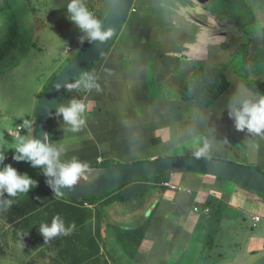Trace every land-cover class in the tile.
Instances as JSON below:
<instances>
[{
	"label": "crops",
	"instance_id": "1",
	"mask_svg": "<svg viewBox=\"0 0 264 264\" xmlns=\"http://www.w3.org/2000/svg\"><path fill=\"white\" fill-rule=\"evenodd\" d=\"M102 1L103 10L99 16H95L103 22L113 0ZM209 1L211 2L208 0L205 3L199 0H135L120 33L119 41L88 73L96 77L95 82L100 85L101 90L97 92L92 89L81 93L82 86L73 88L59 105V107L66 105L73 98L82 100L86 106L83 115L90 129L88 130V125L84 124L81 130L76 132V136L88 135L85 138L96 140L99 138V143H91V139L81 142L87 145L66 142L68 136L74 138L71 137L72 132L66 131L67 126H63L62 117L55 115L51 125L50 141L52 143L58 141L59 146L65 148L64 151L67 148L73 150L96 148L101 151L97 159L98 164L105 160H112L120 165L133 163L139 158L140 152L147 151L146 148L166 151L179 147L183 140L189 141L196 138L200 140L202 146V150L199 147L200 152L203 151V154L199 156L227 160L223 155L228 157L234 152H239L240 158H246L250 165H254V168L259 170L262 168L261 171L264 172V137L248 134L246 131H237L229 118L227 109L231 98L237 93L242 91L257 93L249 90L238 78L235 82H231V89L220 98V101L226 105L224 108L221 107V102H218L214 109L209 110L197 102L195 103L202 107L189 103L181 96L182 89L197 70L193 64L210 61L209 48H220L224 44V39L230 37L228 34H239L241 43L251 41V60L263 44L262 32L255 31L254 28L241 32L230 23L226 16L224 19H218L209 11L207 3L212 5V0ZM250 1L248 3L250 2L249 4L256 7L259 12L257 18L262 19L264 7H259L257 3L263 0ZM221 20L227 23L222 24ZM220 33L222 38L225 36L224 39L220 37ZM258 33L262 38L259 46L255 44L260 40ZM181 36L186 39L180 46L181 50L177 52L173 49L176 47L173 40L166 39L183 41ZM187 38H192V42ZM215 54V58H220V49L216 50ZM254 78L264 82V74ZM92 141L95 142V140ZM112 141L117 150H111ZM205 145H207L206 148ZM162 155L163 153L151 155L145 159L163 158ZM123 158L133 160L121 161ZM230 182L233 181L212 175L176 173L164 178L133 184L122 191L136 188L139 192L138 197L122 202L120 200L123 197L119 193L112 195L110 198L120 200L101 210L99 221L95 219L93 221L92 232L90 227H86L81 235L72 232L68 241L61 242L58 238L53 239L51 244H44L51 247L45 250L47 252L43 257L38 256L39 251L37 256L29 255L27 252L29 244L42 243V236L29 238L27 241L29 247L27 245L20 247L15 245L7 231L9 234L2 238L0 247L8 246L5 244L7 242L13 249L7 252L8 258L5 264H12L14 257L18 259L20 253L26 256L20 261L23 264H60L61 261L64 264H76L85 254L74 251L77 250V243L80 244L83 241L89 243V236L92 234L100 244L101 252L92 263L85 262V264H182L194 240H203L200 237V231L212 235L203 231L205 230L201 227L203 222L209 225L214 219L220 224L219 228L227 226L233 231L245 230V226L239 221L247 223L246 215H252V213L240 203H237L240 205L238 206L235 205L236 201L230 202V197L249 203L250 198L247 199V196H250L248 193L250 191L246 189L249 187ZM167 184L169 187L166 186ZM172 186L177 189L173 190ZM255 201L264 204L263 201ZM119 205L123 208L125 205H131L132 212H127V208L121 213H116L112 223L110 215L107 214ZM85 208L93 210L94 206L89 205ZM206 210L209 212L206 213ZM152 213L154 216L150 227L133 258L134 243L130 244V238L124 242L122 234L140 229ZM221 220H223L222 223ZM252 223L250 232H256V234L249 236L246 242L247 251L252 256H255L257 252L264 254V227L260 229L258 227L264 223V220L255 215L252 216ZM68 224L72 223H65L66 226ZM208 228L211 227L208 226ZM236 244L239 245L237 242ZM207 245L206 254H210L215 248L221 246V243L211 242ZM66 246L68 250L72 248V256L66 260L60 259L59 253ZM197 247V251H200L201 246ZM86 251L88 253V249ZM49 252H52L51 258L47 256ZM218 258L221 259L222 254H219ZM218 261L216 260L214 264Z\"/></svg>",
	"mask_w": 264,
	"mask_h": 264
},
{
	"label": "rangeland",
	"instance_id": "2",
	"mask_svg": "<svg viewBox=\"0 0 264 264\" xmlns=\"http://www.w3.org/2000/svg\"><path fill=\"white\" fill-rule=\"evenodd\" d=\"M13 1L15 3V13L19 21L20 42L18 48L8 57V59L0 63V151H5L7 158H11L14 154L13 150L10 149V144L14 141V136L10 135L9 133H11V131L13 133L17 132V130L19 131L17 120L21 117H26L29 115V117H31V121L33 122V120L35 119L37 106L45 88H48V86L53 81V77L61 72L69 64V62L77 57V55L81 51H83L84 47L89 43L86 38L84 39V42L81 43V37L83 36V34L78 28L74 26L73 23H71L67 19L66 5L68 3V0ZM248 1L246 2L248 7L246 11L249 12L247 18H252V21L254 22L253 25L249 28H254L253 30L261 32V26H264V17L262 19L258 17L260 19L259 20L257 18L259 14L257 8L252 7L249 4L251 1L249 3ZM216 2V0H213V3L216 4ZM3 3L4 0H0V6L3 5ZM85 3L89 10L97 16L100 15V12L104 7L102 0H85ZM257 4L260 5L259 7L261 8L262 6L264 7V0ZM262 14L264 15V12ZM226 17L229 19L228 16ZM0 21L3 28L5 29V22L3 20ZM224 22L226 21L221 20L222 24ZM193 33H196L195 27ZM221 34L222 33H220V37ZM228 36H230L228 39L225 38V36H223L225 39L221 37L222 39H224V44L220 48H209L210 61L205 63L195 62V64L193 65L197 68L201 64H206L214 67H224L227 69V75L230 82H235V79L239 78L237 71L239 68V63L237 60H234L236 50H234L232 44H225L227 40L228 42H230L233 37L238 38L239 34L231 35L230 33L228 34ZM257 36L260 37V40L255 42V44L259 46L262 43V38L259 33ZM120 37L121 35H119L116 43L119 41ZM181 37V40L183 41H177L173 38L166 39L171 41L173 40L176 46L173 47V49H176L177 52L181 50L180 46L186 39L184 36ZM247 39L249 40V38ZM188 40L192 42V38H189ZM218 49H220L221 56L220 58H215V51ZM66 50H68V53H66ZM253 65L254 62L252 61H250V63L248 64L250 68L249 72L251 70L250 77L255 79L254 77H256L258 74L253 72ZM257 67L264 68V64L262 62H258ZM89 71L87 73H89ZM220 100L218 101L219 103L221 102ZM188 102L196 104L193 101ZM220 105L222 108L226 106L223 101ZM199 106L202 107L201 105ZM212 109H214V107ZM87 129H90L89 125ZM22 131H20L21 134H26ZM82 132L84 133V129L82 130ZM28 134L30 136H34L33 129L31 133ZM76 135L77 133H72L71 137L74 138H69L68 136V140H66V142L69 141L70 143H80L81 145H87L82 144L81 142H86L88 141V139H91V143H99V138L98 140H96L88 137L87 139L85 137L88 135H84V137ZM92 140H95V142H93ZM199 141L200 140L196 138L189 139V141L183 140L181 141L182 143L179 144V147H173L172 149L166 151L146 148L147 151L140 152L139 158L134 162H139V159L141 161H145V158H148V156L162 153L163 158L198 156L196 155V153L200 152L199 147L202 150V146L200 145ZM107 142L108 144H110L109 141ZM53 143L59 146L58 141ZM221 143L223 144V142ZM93 146L97 147L96 144H93ZM111 146V150H117L115 149L116 145L114 144V141H112ZM63 149L65 148L63 147ZM100 152L101 151H98V149L93 147L85 148V150H73L67 148L65 151H63V153L65 154H62L61 160L67 161L72 157H77L80 161L87 162L92 168L97 166V159L99 158ZM223 156L230 162L254 168V165H250L247 162L246 158H240L241 153L239 152H234L228 157L225 155ZM126 160L133 159H121V161ZM261 170L263 169L261 168ZM230 183L236 184L234 182ZM246 189H248L247 191H250L248 192L250 193V196H247V199H251L248 200L249 203H243L237 198L233 199V197H230V202L236 201L235 205H238L237 203H240L252 213V215H246V218H248L247 223H241L239 221L240 224L245 226V230L242 229L238 231L236 229L233 231L231 227L227 226H222L219 228L220 224H218V222L214 219L210 222L209 225L207 222H203L201 225V227L205 229L203 231L212 233V235L210 236L209 234H204L200 231L199 234L203 240H194L195 242L188 248V254L182 264H214L216 260H219L217 264H264V254L257 252L256 254H254L255 256H252L251 253L247 251L246 246V242L249 239V236L251 234L253 235L254 233L256 234V232H250V228H252L253 225L252 216L257 215L262 220H264V204L262 202L255 201L260 200L264 202V195L250 188ZM114 208L115 209L110 214H107L110 215V222L113 221L112 219H115V215L118 212L121 213L127 208V212H132L131 205H125L124 208L123 206L119 205L115 206ZM107 210H109V208H107ZM222 221L223 220H221V223ZM250 225L251 227H249ZM208 226L211 228H208ZM258 227L259 229L261 227H264V223L258 225ZM211 242H215L216 244L221 243V246H219L217 249L215 248L212 253H207V255V243L210 244ZM236 242L239 245H237ZM199 245L201 246V249L200 251H197V246ZM214 246L216 247V245ZM218 252H220L219 254H222L221 259L218 258ZM20 255L22 257V253H20ZM2 256L3 254L0 253L1 264H5V262L3 263V261L5 260H3Z\"/></svg>",
	"mask_w": 264,
	"mask_h": 264
},
{
	"label": "trees",
	"instance_id": "3",
	"mask_svg": "<svg viewBox=\"0 0 264 264\" xmlns=\"http://www.w3.org/2000/svg\"><path fill=\"white\" fill-rule=\"evenodd\" d=\"M216 1L217 2L215 4L212 0V5H209V10L218 19H222L225 18V16H228L231 21V24H233L234 27H236L242 32H247L248 28L253 25L254 22L252 21V18H247L249 12L246 11V9L248 8L246 0ZM14 8L15 3L13 0H4L3 5L0 6V20H3L5 22L4 29L0 21V63L8 59V57L18 48L20 42L19 21ZM109 11L107 12V14L109 13ZM105 20L106 17L103 23L105 22ZM261 32L263 37V44L258 49L257 55L252 60L250 55L251 41H248L247 43H241L240 39H238L237 37H233L232 40L228 43L232 44L234 50H236L234 60H237L239 63V68L237 71L242 83L249 90L257 94L264 95V82L251 78V70L249 72L250 68L248 66L250 61H252L254 62L253 72L258 75L264 74V68H262L263 66L257 67L258 62H262L264 64V27L261 29ZM228 43H226L225 45H227ZM95 65H93L89 70H91ZM226 72L227 69L224 67H214L206 64H201L200 66H198L197 70L194 72L188 83L182 89V98L186 101L197 102L206 109H212L218 103L220 98L224 96L232 87V83L227 77ZM55 76L53 77V79L55 78ZM46 89L47 87L45 88L44 92L46 91ZM71 90H69L68 93ZM85 91L86 90L82 86L80 92L84 93ZM44 92L42 93V95L44 94ZM24 119H28L31 121V117L29 116L21 117L17 120V125H21ZM32 123V129L35 136V119ZM22 132L26 133L24 129ZM5 164H11L14 168L18 170L19 173H27L32 179L38 181L37 187L32 189L28 194L18 195L15 198V203L13 204L11 209L6 212H0V242H3L2 238L10 233V238L14 240L15 245L20 247H22L20 243L21 235L26 236L23 237V243L25 246H28L29 243H27V241L29 240V238L41 236L38 232L39 225L44 222L50 224L52 218L57 214L64 219L65 223H74L76 225V228L74 229L75 231H73L76 232V235H81L82 232H85L83 230H85L86 227H90V231L92 232L93 221L94 219L96 221H99V215L101 214V210L111 205L113 202L120 200L110 198L112 195H117V193H119V195L123 197L120 201L128 202L131 201L134 197H138L139 192L136 191V188H131L130 190L123 192L122 190H124L125 188L147 180L164 178L169 176L164 175L160 177H152L136 182H131L119 187L117 190L100 198H92L85 200H71L65 198L56 199L54 197L53 192L45 183L46 179L41 174L40 169L32 168L28 163L25 162L17 163L12 160V157L7 158L5 160ZM115 165L118 164H116L112 160H105L100 165L97 164L96 167H110ZM5 198H8L7 194H5ZM86 204L94 206V209L92 210L85 208ZM153 216L154 214L152 213L148 221L140 229L134 230L126 234H122V240H124V242L125 240L128 241L130 238V244L132 242L134 243L133 245L135 251L133 254V258L145 238V235L152 222ZM7 231H9V233H7ZM64 237L65 236H57L54 239L58 238V240H61V242L63 240L68 241L71 238V235H68L65 239ZM89 239V243H84V241L80 244L77 243V250L74 251L78 254H85L83 255L84 257L78 260L76 264H85V262L92 263L93 259L99 256L101 252L100 244L96 241L93 234L89 236ZM52 240H50L48 244H51ZM41 242L42 243L40 245L29 244L30 247L28 246L29 249L27 251L29 255L35 254V256H37V251H39L38 256L40 255L43 257V255H46L47 251L45 250L50 248L51 245H44L43 239L41 240ZM5 244H7L8 246L3 248L1 247L0 253L3 254L2 258L6 261L8 258L7 252L9 253V250H12L13 247H10L11 244H8L7 242ZM39 248H41L42 250H38ZM87 249L88 253L86 251ZM90 251L93 253H89ZM49 253L47 256L51 258L52 252ZM22 256L23 257H21V255L18 256V259L14 257V259L12 260V264H23L20 261H22V259H25L26 256ZM59 256L60 259L66 260L68 257L72 256V248L71 250H68V246H66V248H64V250L59 253ZM5 261H3V263ZM60 264L64 263L61 261Z\"/></svg>",
	"mask_w": 264,
	"mask_h": 264
},
{
	"label": "clouds",
	"instance_id": "4",
	"mask_svg": "<svg viewBox=\"0 0 264 264\" xmlns=\"http://www.w3.org/2000/svg\"><path fill=\"white\" fill-rule=\"evenodd\" d=\"M67 19L74 24L83 34L81 43L86 38L89 42L107 41L113 34L112 29H107L103 22L99 20L87 7L85 0H68ZM96 77L92 74H85L75 83L57 84L56 90L62 88L71 90L73 88H83L87 91L95 89L99 92L100 85L95 82ZM229 118L233 121L234 127L239 132L246 131L264 137V95L252 94L242 91L234 95L228 106ZM86 106L82 100L71 99L66 105H62L55 110L56 117H62L63 126L66 131L76 133L85 124L84 113ZM50 117L53 113L49 112ZM26 131L9 133L14 136V141L10 144L13 150L12 160L19 163L25 162L32 168L40 169L41 174L46 177L45 183L53 192L56 199L65 196L64 189L71 191L79 182L92 183L93 171L87 162L80 161L77 157L62 161L63 148L50 141V135L44 133L37 138V135L30 136L33 128L32 121L24 119L18 126ZM207 145H205V148ZM5 151H0V212H6L12 208L15 198L18 195L28 194L36 188L38 181L32 179L27 173H19L11 164H5L7 156ZM203 151L196 155H202ZM7 194L8 198H5ZM76 225L74 223L66 226L64 219L60 215L52 218L51 223H41L38 228L39 234L47 244L57 236L70 235ZM24 235H21L20 243H23Z\"/></svg>",
	"mask_w": 264,
	"mask_h": 264
},
{
	"label": "water",
	"instance_id": "5",
	"mask_svg": "<svg viewBox=\"0 0 264 264\" xmlns=\"http://www.w3.org/2000/svg\"><path fill=\"white\" fill-rule=\"evenodd\" d=\"M205 3V0H199ZM135 0H113L104 25L112 29V36L105 42H89L73 61L59 72L41 96L35 115V135H50L55 110L68 93L56 90L57 84L75 83L95 65L116 43L128 19ZM53 113L50 117L48 113ZM50 138V137H49ZM92 183L79 182L71 191L64 189L65 199L85 200L103 197L119 187L152 177L176 173L212 175L245 185L264 195V172L227 160L205 156L154 158L145 161L110 167H92ZM45 179H47L45 177Z\"/></svg>",
	"mask_w": 264,
	"mask_h": 264
},
{
	"label": "built area",
	"instance_id": "6",
	"mask_svg": "<svg viewBox=\"0 0 264 264\" xmlns=\"http://www.w3.org/2000/svg\"><path fill=\"white\" fill-rule=\"evenodd\" d=\"M22 129L21 128H19V131H21ZM166 186H168L169 187V185L167 184ZM173 190H175V189H177L175 186H172L171 187ZM85 206H89V204H86ZM197 210V209H196ZM209 212V210H206V213H208Z\"/></svg>",
	"mask_w": 264,
	"mask_h": 264
},
{
	"label": "flooded vegetation",
	"instance_id": "7",
	"mask_svg": "<svg viewBox=\"0 0 264 264\" xmlns=\"http://www.w3.org/2000/svg\"><path fill=\"white\" fill-rule=\"evenodd\" d=\"M206 1H207V0H205V2H206ZM208 2H211V1L208 0ZM207 6L209 7V3H207ZM209 11H210V10H209ZM22 130H23V129H22ZM22 130H21V131H22Z\"/></svg>",
	"mask_w": 264,
	"mask_h": 264
}]
</instances>
